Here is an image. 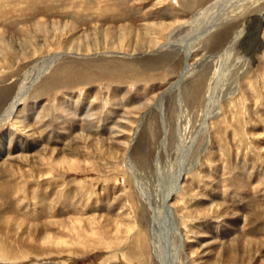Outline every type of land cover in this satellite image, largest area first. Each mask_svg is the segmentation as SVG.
Returning a JSON list of instances; mask_svg holds the SVG:
<instances>
[{
  "label": "rangeland",
  "instance_id": "1",
  "mask_svg": "<svg viewBox=\"0 0 264 264\" xmlns=\"http://www.w3.org/2000/svg\"><path fill=\"white\" fill-rule=\"evenodd\" d=\"M263 16L0 0V264H264Z\"/></svg>",
  "mask_w": 264,
  "mask_h": 264
},
{
  "label": "bare ground",
  "instance_id": "2",
  "mask_svg": "<svg viewBox=\"0 0 264 264\" xmlns=\"http://www.w3.org/2000/svg\"><path fill=\"white\" fill-rule=\"evenodd\" d=\"M264 17V16H263ZM216 21V20H215ZM221 21V20H220ZM220 21H216V22H220ZM216 22H212V24H214V23H216ZM221 22H223V21H221ZM220 22V23H221ZM208 24V23H207ZM206 25V24H205ZM210 25V24H209ZM206 28V27H205ZM208 31H210L209 29H208ZM185 42V41H184ZM191 57V56H190ZM55 60V59H54ZM23 91V90H22ZM26 93V92H25ZM20 95H23V93L22 92H19L18 93V95L15 97L16 99H15V101H13V104L7 109V111H6V115H9L10 114V112H12L13 111V109L16 107V105H15V103H16V101H17V99H18V97L20 96ZM176 191V190H175ZM171 197V196H170ZM170 199V198H169ZM168 199V200H169ZM169 202V201H168ZM144 255H146V254H144ZM170 257V256H169ZM141 258H143V257H141Z\"/></svg>",
  "mask_w": 264,
  "mask_h": 264
}]
</instances>
